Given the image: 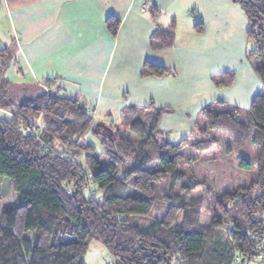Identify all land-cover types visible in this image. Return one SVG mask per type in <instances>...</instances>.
Wrapping results in <instances>:
<instances>
[{
	"label": "trees",
	"instance_id": "obj_1",
	"mask_svg": "<svg viewBox=\"0 0 264 264\" xmlns=\"http://www.w3.org/2000/svg\"><path fill=\"white\" fill-rule=\"evenodd\" d=\"M232 1L247 18L253 46L245 57L259 87L247 109L203 107L177 142L159 128L168 108L128 105L105 124L56 91L14 97L8 61L0 62V111L9 112L0 114V176L9 182L0 196V264H83L92 241L112 264H264V0ZM105 24L114 36L119 19ZM174 35V23L156 28L149 47L172 48ZM169 73L146 61L139 74ZM221 74L215 84L230 87L234 74ZM215 145L237 156L239 168L254 169L250 179L218 189L180 169L187 147Z\"/></svg>",
	"mask_w": 264,
	"mask_h": 264
},
{
	"label": "crops",
	"instance_id": "obj_2",
	"mask_svg": "<svg viewBox=\"0 0 264 264\" xmlns=\"http://www.w3.org/2000/svg\"><path fill=\"white\" fill-rule=\"evenodd\" d=\"M109 16L119 19L114 36L106 29ZM172 23L173 47L151 49L155 29ZM246 28L231 0H0V50L8 47L9 65L29 77L26 82L17 75L12 88L34 86L75 98L105 124L114 123L123 107L151 101L171 110L159 123L171 142L188 137L207 105L249 107L259 79L245 60ZM146 61L170 73L141 78ZM221 73L234 74L230 87L215 84ZM93 251L96 258L83 255V264H103L109 256L99 242L89 244L87 252Z\"/></svg>",
	"mask_w": 264,
	"mask_h": 264
},
{
	"label": "rangeland",
	"instance_id": "obj_3",
	"mask_svg": "<svg viewBox=\"0 0 264 264\" xmlns=\"http://www.w3.org/2000/svg\"><path fill=\"white\" fill-rule=\"evenodd\" d=\"M232 1V0H231ZM233 2V1H232ZM233 4L239 5L237 3ZM240 8V7H239ZM241 9V8H240ZM242 11V10H241ZM244 15V13H243ZM245 16V15H244ZM245 19L247 21V18L245 16ZM3 35H1V39L5 37L4 32L6 31L5 29L1 30ZM247 31V28H246ZM245 31V54L248 52L252 45L251 40L247 36V32ZM1 33V34H2ZM1 40V41H2ZM5 42L9 44L7 36L4 38ZM10 45V44H9ZM2 49V47H1ZM2 59V60H1ZM246 60V57H245ZM2 61H8L4 60L2 57H0V62ZM247 63H249L246 60ZM5 71H4V79L7 81L13 82L14 80H17L16 77L17 75L20 76L21 81L26 80V82L29 81V77L26 75L24 71H14L13 66H10L9 63L7 64ZM12 65H15V63H12ZM250 65V64H249ZM9 66L11 67L9 69ZM222 75V74H221ZM220 75V79L223 80L226 74H223L222 76ZM22 90H15L13 95L14 97H23V98H31L36 95L41 94L43 91L45 93L49 92L48 89L42 90V88H36L34 86L27 87L26 89ZM23 95V96H22ZM118 118V117H117ZM115 119L114 122H118V119ZM125 129V128H122ZM170 139V138H169ZM193 138L190 140L192 142ZM85 142L94 144L98 148V141L91 135H86L85 137ZM185 158L180 162L179 167L181 170L185 171H190L192 174H194L198 179L203 180L206 183L213 184L216 186L218 189H223L225 187H228L231 184H237V183H242L250 179L251 174L255 171L254 169L249 170H244L241 169L237 166L238 163V157L235 156L232 153H227L226 149L223 145H215L211 149L204 151V152H198L190 147H187L184 151ZM188 157L190 159L188 160ZM194 159V160H193ZM83 159L80 158L77 160V163L80 165L82 164ZM8 178L5 176H0V196H5L8 190ZM88 186V185H86ZM6 206H13V202L11 201H6L5 202ZM101 245V244H100ZM103 248V256L106 253V250L103 245H101ZM91 251V250H89ZM97 252H86L84 254V258L88 260L89 259H95ZM106 254H109L108 252ZM100 256V253H99ZM83 258V259H84ZM101 258V256H100ZM111 259V258H110ZM103 264H109V256H104L103 259Z\"/></svg>",
	"mask_w": 264,
	"mask_h": 264
},
{
	"label": "built area",
	"instance_id": "obj_4",
	"mask_svg": "<svg viewBox=\"0 0 264 264\" xmlns=\"http://www.w3.org/2000/svg\"><path fill=\"white\" fill-rule=\"evenodd\" d=\"M32 132V130H31ZM86 190L89 196H92L94 194V191L91 189V186H86ZM111 258V259H110ZM113 258L109 255V264H112Z\"/></svg>",
	"mask_w": 264,
	"mask_h": 264
}]
</instances>
